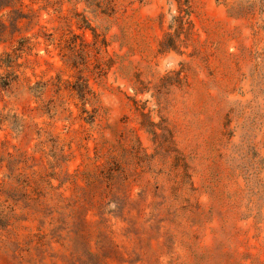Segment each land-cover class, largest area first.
Masks as SVG:
<instances>
[{"label": "rangeland", "instance_id": "1", "mask_svg": "<svg viewBox=\"0 0 264 264\" xmlns=\"http://www.w3.org/2000/svg\"><path fill=\"white\" fill-rule=\"evenodd\" d=\"M6 54L0 264H264V0H14Z\"/></svg>", "mask_w": 264, "mask_h": 264}, {"label": "trees", "instance_id": "2", "mask_svg": "<svg viewBox=\"0 0 264 264\" xmlns=\"http://www.w3.org/2000/svg\"><path fill=\"white\" fill-rule=\"evenodd\" d=\"M14 0H0V11L6 7H10L13 4ZM5 68V73L0 74V98L3 91H8L12 84L16 81L17 75L14 71V63L12 60V56L10 54H6L5 56H0V70L2 68ZM11 121V124L13 122H16L15 119L11 118L8 115H4L3 112L0 111V125H3L4 123ZM14 124V123H13ZM12 156H9L11 158ZM13 160H10L7 162V165L13 170L14 165ZM20 174L17 173L15 177L20 178ZM13 175H11V178ZM10 198V197H8ZM15 202V201H14ZM6 201L0 202V227H6L8 226V222L11 219L12 216V207L7 206Z\"/></svg>", "mask_w": 264, "mask_h": 264}]
</instances>
